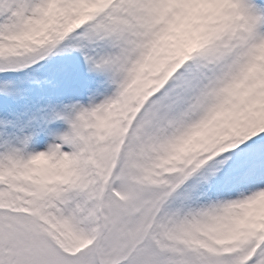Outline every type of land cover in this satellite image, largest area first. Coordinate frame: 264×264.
Wrapping results in <instances>:
<instances>
[{"label": "snow or ice", "instance_id": "6c2138e0", "mask_svg": "<svg viewBox=\"0 0 264 264\" xmlns=\"http://www.w3.org/2000/svg\"><path fill=\"white\" fill-rule=\"evenodd\" d=\"M0 264H264V0H0Z\"/></svg>", "mask_w": 264, "mask_h": 264}]
</instances>
